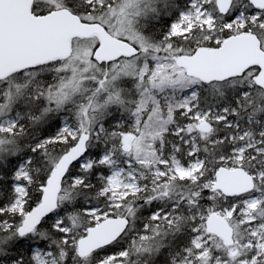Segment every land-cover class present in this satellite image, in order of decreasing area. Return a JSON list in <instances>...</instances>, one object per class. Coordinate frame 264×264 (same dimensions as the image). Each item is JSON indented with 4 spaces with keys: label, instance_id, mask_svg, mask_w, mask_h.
Wrapping results in <instances>:
<instances>
[{
    "label": "snow or ice",
    "instance_id": "obj_1",
    "mask_svg": "<svg viewBox=\"0 0 264 264\" xmlns=\"http://www.w3.org/2000/svg\"><path fill=\"white\" fill-rule=\"evenodd\" d=\"M0 264H264V0H0Z\"/></svg>",
    "mask_w": 264,
    "mask_h": 264
}]
</instances>
